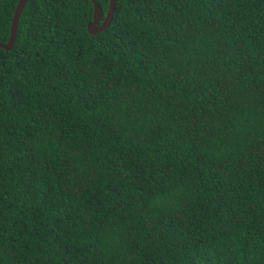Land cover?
Returning a JSON list of instances; mask_svg holds the SVG:
<instances>
[{"label": "trees", "instance_id": "trees-1", "mask_svg": "<svg viewBox=\"0 0 264 264\" xmlns=\"http://www.w3.org/2000/svg\"><path fill=\"white\" fill-rule=\"evenodd\" d=\"M92 17L27 0L0 48V264H264V0Z\"/></svg>", "mask_w": 264, "mask_h": 264}, {"label": "water", "instance_id": "water-1", "mask_svg": "<svg viewBox=\"0 0 264 264\" xmlns=\"http://www.w3.org/2000/svg\"><path fill=\"white\" fill-rule=\"evenodd\" d=\"M90 1L93 4V17H92V21L87 24V31L88 33L94 35L109 26L113 17L116 0H109V5L105 14L103 13L101 7L95 0H90ZM26 2L27 0L18 1L12 17L9 39L5 44H0L1 49L9 50L13 47L16 39L18 20Z\"/></svg>", "mask_w": 264, "mask_h": 264}]
</instances>
